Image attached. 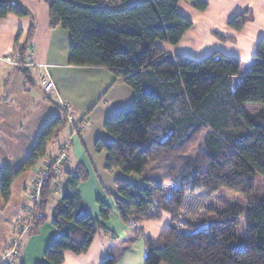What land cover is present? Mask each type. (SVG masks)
Instances as JSON below:
<instances>
[{
  "label": "trees",
  "instance_id": "obj_1",
  "mask_svg": "<svg viewBox=\"0 0 264 264\" xmlns=\"http://www.w3.org/2000/svg\"><path fill=\"white\" fill-rule=\"evenodd\" d=\"M179 1L48 0L50 25L70 32V65L107 68L134 91L132 104L106 119L110 138H98L95 149L106 152L107 170L122 173L116 176L117 190L111 195L121 220L135 236L143 234V220L160 218L164 212L170 216L157 238L145 237V264H264V109L249 115L244 106L264 104V38L234 87L233 77L241 68L238 58L214 52L194 60L158 45V41L178 44L193 25L178 12ZM187 1L201 11L208 7L206 0ZM9 14L30 15L20 2L0 0V21ZM245 20L241 13L229 25L241 29ZM33 29L34 25L29 35ZM27 43L17 45L21 60L28 54ZM65 115H57L42 129L16 170H1V209L11 198L13 181L46 155L66 124ZM204 136L201 154L189 157ZM132 173L140 176L141 184L128 180ZM57 177L52 173L45 179L32 218L19 223L13 234H21L25 226L30 234L39 231L47 220ZM86 177L82 165L68 176V190L52 221L58 234L44 252L47 264H64L67 252H87L105 230L77 189ZM167 184L172 185L169 194ZM222 188L241 194L247 204L242 233L237 230L239 206L224 210L210 206L204 207L207 215L197 213L207 197ZM99 203L105 221L112 210ZM13 234L7 251L13 246ZM22 240L23 236L19 260ZM115 263L107 258L101 264Z\"/></svg>",
  "mask_w": 264,
  "mask_h": 264
},
{
  "label": "crops",
  "instance_id": "obj_2",
  "mask_svg": "<svg viewBox=\"0 0 264 264\" xmlns=\"http://www.w3.org/2000/svg\"><path fill=\"white\" fill-rule=\"evenodd\" d=\"M13 1L20 2L30 15L9 14L0 21V172L5 167L16 170L23 163L37 144L42 129L54 117L66 114L64 128L70 115L77 114L79 118L74 116V130L72 127L63 131V128L57 134L35 168L27 169L13 181L11 198L5 208H0V256L7 251L15 227L21 222L27 224L34 214L27 187L35 172L48 166L71 136L69 159L53 185L57 189L52 190L47 220L36 234H24L19 262L47 264L44 252L58 234L52 223L55 208L68 190V176L75 175L82 165L87 177L79 182L77 189L90 213L102 221L105 230L97 234L87 252L80 255L67 252L64 264H101L107 258H114L115 264H145V237L153 236L144 230L142 235L135 236L121 220L111 193L116 192L114 180L122 173L107 170L106 152L95 149L98 138H110L104 125L98 128L100 121L109 118L113 109L118 113L130 106L135 96L130 100L131 91L124 87L127 85L107 68L68 63L71 34L60 25L51 27L48 0ZM206 1L208 7L202 11L190 1H179L178 12L192 21V27L177 45L163 41L157 43L171 54H183L194 60H201L214 52L234 56L241 61L239 74L242 75V69L247 71L250 68L257 44L264 38V0ZM241 13L246 17L242 28L230 26L229 21ZM32 25L34 29L29 35ZM26 42L35 59L50 66L56 85L53 93L44 91L38 71L25 73L18 66L5 62L4 58L13 55L17 45L24 47ZM115 87H118L117 91H113ZM80 114L91 115L92 123L75 134V123ZM99 202L112 210L105 221L101 219Z\"/></svg>",
  "mask_w": 264,
  "mask_h": 264
},
{
  "label": "built area",
  "instance_id": "obj_3",
  "mask_svg": "<svg viewBox=\"0 0 264 264\" xmlns=\"http://www.w3.org/2000/svg\"><path fill=\"white\" fill-rule=\"evenodd\" d=\"M27 55L25 59L21 62L18 54V47L15 49L13 55L6 56L4 58L5 62L14 64L16 66H22L28 71H38L40 82L45 90V92L53 93L55 91V82L52 78L50 66L46 63L40 62L35 59L33 55L32 48L29 46L27 50ZM75 115H70L69 119L74 122ZM82 116V117H81ZM80 119L75 123V132L86 129L87 126L90 125V119L87 115H81ZM65 143L62 148H60L58 154L54 155L51 159V162L44 169L37 170L35 172L34 178L31 180L30 185L27 187V192L30 196V199L33 204L40 201L41 191L44 184L45 179L51 175L52 173H56V170H60L64 162H66V158H68L69 150L71 148L72 137ZM28 231V227H22L21 234L14 233L12 237L13 246L5 252L0 257V263L7 262L8 264H19L20 250L18 249V245L20 244L22 236Z\"/></svg>",
  "mask_w": 264,
  "mask_h": 264
},
{
  "label": "rangeland",
  "instance_id": "obj_4",
  "mask_svg": "<svg viewBox=\"0 0 264 264\" xmlns=\"http://www.w3.org/2000/svg\"><path fill=\"white\" fill-rule=\"evenodd\" d=\"M19 59H20V56H19ZM20 61L22 62L23 60L20 59ZM247 71H243V69H242V71H241L242 75L238 74L235 77H233L234 87H236L238 85V83L240 82L241 78L245 76V74H246ZM125 85H127V84H125ZM124 87H126L127 89H129V91H131V92H129L130 93L129 96H130V100H132V98H134V96H135V94L133 92V89L130 86H128V85L127 86H124ZM55 88H56V85H55ZM113 89H114L113 91H117L118 87H115ZM46 93H48V92H46ZM117 93L120 94L119 92H117ZM107 98L109 99V97H107ZM101 103L103 104V101H101ZM244 106H245V109H246V111H247V113L249 115H252V114H254V113H256V112L264 109V104L245 103ZM111 112H112L111 113V116H113L114 114H116V113H114L115 112L114 109ZM104 114H106V113H104ZM81 115H87L89 117L91 116L89 114H80V116ZM75 116H76V118H79L77 114H75ZM106 116H108V115L106 114ZM90 119L92 120V117H90ZM106 119H107V117H106ZM106 119H104V121H102V120L100 121V123L97 125L98 128H102V125H104ZM68 120H69V123L70 124L68 123L67 126L63 129V131H65V130L69 131L72 127H73V130H74V125H73L72 121L70 119H68ZM90 123H92V122L90 121ZM105 131H106V129H105ZM108 136H109V134H108ZM204 138H205V136L200 141V143L197 146H195L192 149V151L188 154L189 157H191V158L194 157L195 158V157H198L199 154H201L202 150L204 149V143H205L204 142ZM70 139L71 138H69V140ZM51 147H52V145H51ZM47 158L48 157H46V159L44 161H46ZM68 159L69 158H66L67 161H68ZM66 162H64V164ZM61 168H60V170H56V173L58 175L59 174L61 175V173H62V169L63 168L62 169ZM113 176H115V173H114ZM128 180H130L131 182H134L136 184H141V182H142L140 176L138 174H136V173L130 174ZM54 188L57 189V187H54L53 186L51 188V193H52V190ZM171 189H172V185L171 184H167V186H166V192H167V194H169L171 192ZM210 206H212L216 210H224V209H227L228 207L239 206L242 209V214H241V224L239 225V227H238L237 230L239 231V233H242L243 232V229H245L244 226H245V216H246L247 204H246V202H245V200H244V198L242 197L241 194L234 193L231 190H228L226 188H222L218 192H216L215 194L210 195V196L207 197V201H205V204L202 207H199L197 209L198 215L200 217L201 216H204V215H207L204 207H210ZM165 213L166 212H164L163 215H161L160 218L150 219V220H143L141 222V225H143V230L145 231L146 234L153 236L152 238H155V237H157L159 235V233L162 231V229L165 227V225L170 222V216H169V214H165Z\"/></svg>",
  "mask_w": 264,
  "mask_h": 264
}]
</instances>
